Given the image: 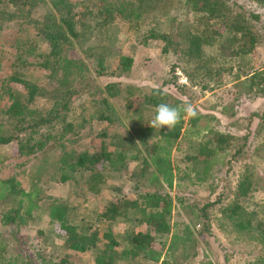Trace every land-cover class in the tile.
Masks as SVG:
<instances>
[{"label": "trees", "instance_id": "16d2710c", "mask_svg": "<svg viewBox=\"0 0 264 264\" xmlns=\"http://www.w3.org/2000/svg\"><path fill=\"white\" fill-rule=\"evenodd\" d=\"M256 1L264 6V0ZM172 3V0L137 2L107 0L97 10L88 7L76 10L77 3L71 0H0V30L5 23L22 21L19 27L32 25L36 31V38H40L48 45V52L44 55H35V48L20 52L21 48L17 47L16 52L20 53L17 61H20L24 54L42 58L43 62L36 67L48 73V79L56 80L59 86L61 85L54 93L41 90L31 81L13 77L11 81L20 84L26 90V102H21L18 96L9 94L11 104L6 112L16 131L4 134L2 116L0 146L15 144L17 156L29 158L43 151L50 142L62 140L66 135H73L78 126L75 128L74 124L67 120L69 104L75 95V90L71 87L77 81L82 83L87 79L84 74L88 68L83 59L71 57L70 50L75 46L82 50L90 40V34L104 28L113 29L118 22L127 21L138 28L141 17L154 12L157 4L162 5L160 6L162 10ZM180 3L186 14L193 15L192 20L185 23L178 21L175 33L173 31L165 34L150 30L146 38L161 41L164 44L162 49L164 53L171 51L177 55L178 60L184 64L182 73L187 80L190 83L199 80L197 83L202 84V90L206 89L207 86L204 85H208L210 80L219 81L224 74L232 75L235 70L233 78L239 81L237 86L243 87L246 95L264 98V65L261 68L243 71L242 64L237 62L245 56L252 58L257 56V48L264 42V31L262 34L259 26L260 17L245 12L230 0H180ZM40 6L45 8L43 16L36 20L31 18L32 12ZM172 21L175 22V18ZM23 30L27 32V28ZM101 47L98 49L96 46H88L86 50H82L85 58L94 62L93 72L99 76L103 74L106 59L112 54L107 57L106 50L109 47ZM4 59V53L0 49V70L3 68ZM119 61V67L124 72L129 71L132 58L122 56ZM232 62H237L238 65L234 67L231 65ZM22 64L26 65L25 61ZM11 67L17 68V65L12 64ZM241 78L243 80L240 81ZM155 90H151V94L144 98L142 96L135 100L130 98L125 100V109L131 112V125L124 127L121 134L114 136L111 146L115 151L108 152L102 149L101 152L93 151L91 154L84 152L73 154L69 159V155L65 154L58 162L62 166V182L73 180L76 175L83 178L86 174L83 184L86 190L95 196L100 195L105 188L106 178L110 176L100 170L105 167V163L106 170L114 174L129 170L126 171L129 180L137 181L135 188L143 186L146 190L132 199L123 196L109 202L98 218L106 227L104 233L100 234V230L93 228L86 221V226L75 224L70 206L62 200L50 197L44 199L45 190L36 182L25 191L15 178L1 181L0 264H35L34 259L24 249L19 229L29 221L33 223L40 215L47 216L51 222L57 224L70 253H64L61 257L45 256L42 247H35V256L39 264H73L70 262L72 253L84 255L87 252L93 253V264H123L128 261L134 262L138 258L144 264H169L167 258L170 255L172 257L174 245L186 241L182 235L171 234L172 200L168 194L160 192L163 185L169 189L173 185L172 148L180 150L178 146L182 140H189L188 144L193 141L191 148L195 152L193 154L188 152L185 161L192 163L191 170L197 178H202L215 164L219 153L225 151L222 144L228 143L232 138L216 133L206 142H197L201 133H208L210 129L209 125L204 123L199 125L198 121H216L211 115L197 114L190 118L192 131L189 136L182 133L184 116L171 130L166 126L160 130L151 128L148 125L151 119H148L147 126H144L142 111H152L153 117L155 106L162 102L173 106L181 105L163 90L159 89L163 95L157 94ZM105 91L108 98H114L117 94L113 85H106ZM39 93L50 103V107L45 111L29 108V104ZM108 98L102 100L104 108L99 120L109 124L120 123ZM226 110L227 108H223V114ZM230 115H234V112ZM56 128L58 130H55ZM200 159L206 162L202 172L197 169ZM129 162H135L137 166L131 170ZM251 185L250 177L239 181L234 200L223 208L222 213L237 232L250 234L257 239L260 256L253 264H264V221L256 219L255 214L246 215L240 204L250 193ZM205 209H201V216H197L193 209L196 221L206 217ZM128 222H133L136 227L144 226L145 230L130 232L124 239L128 248L118 252L116 248L120 243L116 241L113 229L120 223ZM208 227V224L203 223V231L198 235L208 233ZM169 235L171 237L166 248L167 243L163 239ZM101 239L105 242L100 246ZM189 240L190 238L187 241ZM191 247L186 248L185 251H189L182 256L184 264L196 257L195 244Z\"/></svg>", "mask_w": 264, "mask_h": 264}, {"label": "rangeland", "instance_id": "374dc122", "mask_svg": "<svg viewBox=\"0 0 264 264\" xmlns=\"http://www.w3.org/2000/svg\"><path fill=\"white\" fill-rule=\"evenodd\" d=\"M71 1L77 3L76 10L87 7L97 10L107 0ZM124 1L137 2V0ZM172 1V5L162 10L160 9L162 5L157 4L154 12L143 15L138 28L124 21L118 22L113 29L104 28L89 35L90 40L82 50H86L88 46H96L98 49L102 48L101 46H107L106 48L110 49L106 50L108 51L106 56L112 53L104 63L101 76L93 72L94 62L86 59L81 49L75 46L73 50H70V56L83 59L88 68L84 74L87 79L82 83L77 81L71 87L75 90V95L69 104L70 111L67 120L72 122L75 128L78 127L73 135H66L62 140L50 142L43 151L29 158L18 157L15 144L0 146V182L15 178L21 182L25 190L36 182L45 190L44 199L45 197L56 198L70 206L75 224L86 226L90 223L93 228L100 230V234L104 233L106 227L98 221V218L105 206L118 197L125 196L132 199L138 193H143L146 190L145 187L135 188L137 181L136 179L129 180L130 177L126 172L129 170L114 174L106 170L107 164L105 163L106 168L102 167L100 170L112 177L106 178L105 188L102 186L104 189L100 195L95 196L88 192L83 184L86 174L83 178L76 175L73 180L62 182V166L58 162L65 154L69 155V159L73 154L84 152L91 154L93 151L101 152L102 149L112 152L114 148L111 144L114 142V136L121 134L124 127L131 125V112L126 111L125 100L127 98L135 100L142 96L144 98L151 94V90L161 89L181 104L190 102L197 114L211 115L216 118V121L211 122L198 121L199 125L204 123L210 128L208 133H201L198 143L210 140L216 133L232 138L228 143L222 144L225 151L219 153L215 164L202 178H197L191 170L192 163L185 161L188 152L192 154L195 152L191 148L193 141L188 144L189 140L180 139L182 140L178 146L180 150L172 148L173 185L170 189L163 185L160 192L168 194L172 200L171 234L182 235L186 241L174 245L171 252L172 257L170 255L167 258L168 263L184 264L182 256L189 251L185 249L195 244L196 257L187 264H253L260 256L257 239L250 234L237 232L230 221L225 218L222 210L234 200L238 182L245 177H250L251 191L240 204L246 211V215L255 214L256 219L264 221V98L246 95L244 88L237 86L239 81L233 78L235 70L232 75L224 74L219 81L210 80L208 85H204L207 86L206 89L202 90V84L197 83L199 80L191 83L187 80L182 73L184 64L178 60L177 55L171 51L164 53L162 51L164 44L161 41L146 38L150 30L154 29L158 33H171L175 30L178 21L185 23V21L192 20L193 15L186 14L180 0ZM230 2L247 13L257 14L260 17L259 26L263 34L264 6L256 0H230ZM44 13L45 8L40 6L32 12L31 18L39 19ZM173 18L175 22L172 21ZM21 22L5 23L0 30V49L5 58L3 68L0 70V120L3 116L5 135L16 131L6 112L11 104L9 94L18 96L21 102H26V90L20 84L12 82L13 77L31 81L41 90L54 93L61 87L56 80L48 79V73L36 67L37 64L43 62V59L35 55L47 54L48 45L40 38H36V31L33 30L32 25L19 27ZM24 28H27V32L23 30ZM135 28L137 29L134 30ZM17 47L21 48L20 52L35 48V55L24 54L20 61H17V57L20 56V53L16 52ZM257 53L254 58L245 56L237 61L240 65L242 64L243 71L261 68L264 65V42L257 48ZM122 56L132 58L129 71L124 72L119 67V59ZM23 61L26 65H21ZM237 62H232L231 65L236 67ZM12 64H16L17 68L11 67ZM106 85L115 86L117 94L114 98H108L105 91ZM103 98H108L120 123L109 124L99 120L104 108ZM49 107L50 103L41 97L40 93L29 104L30 109L40 111H45ZM223 108H227L224 114ZM232 112L234 115L231 116ZM142 116L143 125L147 126L146 123L148 119H151L152 111H142ZM190 118L193 117L184 116L183 118L182 133H186L187 136L192 131ZM34 138L38 139L37 136ZM128 164L131 170L137 166L135 162ZM205 164L206 162L202 159L198 160L199 172H202ZM202 208H206V217H201L196 221L193 212L195 210V214L201 216ZM203 223L208 224V233L199 236L198 234L203 231ZM185 226L188 229H185ZM31 228L22 231L20 238H22L24 249L34 259L35 264L40 263L35 256V247L39 245L43 248L45 256L61 257L64 253H70L64 244L63 233L47 216L40 215L35 218ZM139 230H145V227H136L133 222L120 223L115 226L113 234L116 235V241L120 243V246L116 248L117 251L121 252L128 248L124 239L130 232ZM170 237L171 235L163 239L167 243L166 248ZM188 238H190L189 241H187ZM104 242L101 239L100 246ZM72 254L70 262L73 264H93L92 252L84 255ZM123 264L144 263L138 258L134 262L128 261Z\"/></svg>", "mask_w": 264, "mask_h": 264}, {"label": "clouds", "instance_id": "9594fccd", "mask_svg": "<svg viewBox=\"0 0 264 264\" xmlns=\"http://www.w3.org/2000/svg\"><path fill=\"white\" fill-rule=\"evenodd\" d=\"M157 94L163 95L159 89L155 90ZM197 112L190 102L182 103L178 106H173L168 103H160L155 106L154 115L148 122V125L153 129H161L167 127L171 130L174 128L183 116L195 117Z\"/></svg>", "mask_w": 264, "mask_h": 264}, {"label": "crops", "instance_id": "0c3cea01", "mask_svg": "<svg viewBox=\"0 0 264 264\" xmlns=\"http://www.w3.org/2000/svg\"><path fill=\"white\" fill-rule=\"evenodd\" d=\"M18 181V180H17ZM19 182V181H18ZM20 184H21V182H19ZM21 188H22V186H21ZM22 189H24V188H22ZM25 190V189H24ZM25 191H27V190H25ZM33 226V223H31L30 221L28 222V223H26V224H24V227H22V228H20L19 230H20V232H19V234L20 235H22L23 233H22V231L24 232V231H26V230H30V229H32L31 227ZM41 246L39 245V246H37V248H40Z\"/></svg>", "mask_w": 264, "mask_h": 264}]
</instances>
